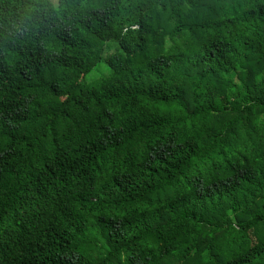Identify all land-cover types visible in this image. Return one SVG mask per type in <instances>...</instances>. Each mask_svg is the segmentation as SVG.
Masks as SVG:
<instances>
[{"label": "trees", "instance_id": "1", "mask_svg": "<svg viewBox=\"0 0 264 264\" xmlns=\"http://www.w3.org/2000/svg\"><path fill=\"white\" fill-rule=\"evenodd\" d=\"M0 264H264V0H0Z\"/></svg>", "mask_w": 264, "mask_h": 264}, {"label": "rangeland", "instance_id": "2", "mask_svg": "<svg viewBox=\"0 0 264 264\" xmlns=\"http://www.w3.org/2000/svg\"><path fill=\"white\" fill-rule=\"evenodd\" d=\"M104 73H105V69L102 67V68L98 69V72L95 74H96V76H99L100 74H104Z\"/></svg>", "mask_w": 264, "mask_h": 264}]
</instances>
